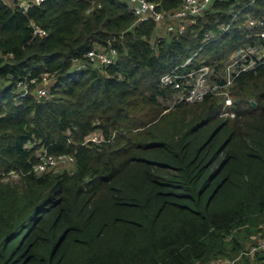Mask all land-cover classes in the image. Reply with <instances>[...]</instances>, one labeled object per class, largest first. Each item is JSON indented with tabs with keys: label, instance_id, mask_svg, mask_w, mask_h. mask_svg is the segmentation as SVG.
Wrapping results in <instances>:
<instances>
[{
	"label": "trees",
	"instance_id": "16d2710c",
	"mask_svg": "<svg viewBox=\"0 0 264 264\" xmlns=\"http://www.w3.org/2000/svg\"><path fill=\"white\" fill-rule=\"evenodd\" d=\"M150 1L168 12L184 0ZM10 3L0 0V264H214L264 236V63L236 77L235 118L219 116L222 97L188 103L160 80L189 58L179 71L208 65L222 80L236 49L264 42L247 26L264 20V0H215L163 37L123 0ZM96 47L116 50L114 62H87ZM46 73L48 96L35 83L22 94L20 80ZM42 148L75 162L37 171ZM250 255L264 264V250Z\"/></svg>",
	"mask_w": 264,
	"mask_h": 264
},
{
	"label": "built area",
	"instance_id": "2783aa9c",
	"mask_svg": "<svg viewBox=\"0 0 264 264\" xmlns=\"http://www.w3.org/2000/svg\"><path fill=\"white\" fill-rule=\"evenodd\" d=\"M14 7L23 12H28L32 7L42 4L45 0H9ZM129 2L133 11L138 16L139 20L153 18L159 25H167L168 30L174 29L177 24H181L185 20L195 21L196 17L201 15L208 9L215 0H184L173 11H161L157 9V3L150 0H123ZM254 1V0H253ZM30 26L35 35L46 34V29L38 24L35 20L30 21ZM248 29L254 31V37H261L264 40V30L259 29L264 26V20L250 18L247 22ZM227 26L226 28H228ZM207 38H214L215 34L212 32L206 33ZM116 57V50L96 47L86 53V61L97 64H111ZM192 58H189L185 64L177 66L173 70L166 72L161 76V83L165 86H171L179 92L180 100L188 103H195L204 99L207 94L220 96L223 102L220 108V117L237 116V111L233 109L234 97L231 93V87L234 84L236 77L244 71H250L264 63V42L260 44L243 46L236 49L231 60L226 64L222 72V80L210 82V67L203 65L195 70L179 71L183 66L190 65ZM31 83H35V93L38 98L48 96L49 86L52 83V78L49 74H44L42 80L37 78L30 80H20L17 84L22 94L25 95L30 90ZM86 141H104V138L98 134H93L88 137ZM38 161L35 165L37 171H47L55 169L59 166H67L75 162V158L67 154H51L46 149L42 148L37 151ZM12 176L19 174L14 171L10 172ZM264 250V236H261L254 242L247 250L242 251L239 256L250 255L255 252ZM218 262V263H217ZM235 259L227 257H219L214 264H234Z\"/></svg>",
	"mask_w": 264,
	"mask_h": 264
},
{
	"label": "rangeland",
	"instance_id": "374dc122",
	"mask_svg": "<svg viewBox=\"0 0 264 264\" xmlns=\"http://www.w3.org/2000/svg\"><path fill=\"white\" fill-rule=\"evenodd\" d=\"M168 29V26L167 25H163V24H160L158 27H157V30H156V37H163V36H166L168 34H166V31ZM169 103V102H168ZM173 105V103H172ZM64 167L62 166H59L57 168L54 169V171H59V170H63ZM12 177H18L17 175L15 176H12ZM249 246V245H248ZM246 246V249L247 247ZM245 250V249H244ZM241 253V252H240ZM240 253H237L235 254L234 256H231V257H227V258H232V259H235V263L234 264H255V259H254V256L252 255H243L239 258H237L239 256ZM218 259V258H217ZM217 259L214 261V263L217 261ZM218 263V262H217Z\"/></svg>",
	"mask_w": 264,
	"mask_h": 264
},
{
	"label": "water",
	"instance_id": "95a60500",
	"mask_svg": "<svg viewBox=\"0 0 264 264\" xmlns=\"http://www.w3.org/2000/svg\"><path fill=\"white\" fill-rule=\"evenodd\" d=\"M253 105H255V101H252Z\"/></svg>",
	"mask_w": 264,
	"mask_h": 264
}]
</instances>
